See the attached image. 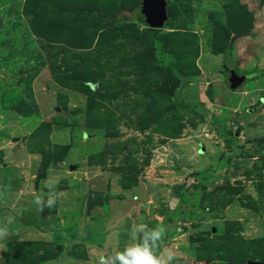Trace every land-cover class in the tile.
<instances>
[{
  "label": "rangeland",
  "instance_id": "374dc122",
  "mask_svg": "<svg viewBox=\"0 0 264 264\" xmlns=\"http://www.w3.org/2000/svg\"><path fill=\"white\" fill-rule=\"evenodd\" d=\"M165 2L151 32L138 0H0V264H55L62 245L16 230L73 229L81 178L85 206L142 178L173 264H264V0ZM41 192L55 205L20 220ZM85 247L65 251L97 264Z\"/></svg>",
  "mask_w": 264,
  "mask_h": 264
},
{
  "label": "crops",
  "instance_id": "0c3cea01",
  "mask_svg": "<svg viewBox=\"0 0 264 264\" xmlns=\"http://www.w3.org/2000/svg\"><path fill=\"white\" fill-rule=\"evenodd\" d=\"M148 168L151 169V167ZM149 170H146L145 173H148ZM65 182L66 186L64 194L70 196L71 191L73 190V181L70 178H67ZM74 184L77 186V188L74 189L76 203L74 212L76 213H70L73 210L68 209V207L71 206L70 199L64 198L63 205H60V208L63 210L61 217L65 221H67L69 216L73 218V221L71 219L69 220V223L74 224L73 229L65 231L55 228L46 229L41 232L37 229L34 231L33 227L20 225L21 227L16 230V235L19 237L17 239H27L26 236H31L42 239L45 238L62 245L64 249L63 253L54 259L55 264H70L72 262L71 260L75 261V264H80L79 262L85 263V261H81L77 258H71L66 253L65 250L67 246L73 244V242L77 243L80 241L86 246V252L87 250L89 252L93 250L96 255L94 258H97L101 254L114 253L119 246H125L129 239L128 232L133 223H144L149 227H155L161 222L167 225V220H165V215L167 214L166 211L156 213L152 207L155 205L158 206V203H150L151 201L148 202L152 197L149 195V188L146 186L147 184L142 178H140L136 184L129 187H122L112 183L109 184L106 191L108 198L105 201L104 206L99 203L90 206L84 205L87 195L84 188L89 186L86 178H81L80 182L74 181ZM95 190L98 191L101 189L96 188ZM33 200H31L29 206L25 205L20 208V220H26L28 222L27 219H33L31 222H36L34 220V212L27 211L30 209V206L31 209L34 207L35 204L33 203ZM8 214L0 215V218L9 220L10 217H12V214ZM61 217L59 218L62 219ZM180 234L181 232H175L172 236L166 235L162 247L171 248L167 245V241ZM89 254H86L87 258L90 256ZM94 258H91L90 261L93 262Z\"/></svg>",
  "mask_w": 264,
  "mask_h": 264
},
{
  "label": "clouds",
  "instance_id": "9594fccd",
  "mask_svg": "<svg viewBox=\"0 0 264 264\" xmlns=\"http://www.w3.org/2000/svg\"><path fill=\"white\" fill-rule=\"evenodd\" d=\"M58 181L45 182V187L54 190ZM58 195L49 194L45 199L43 192L35 196L33 203L39 211L45 207L55 205ZM11 223V222H9ZM168 226L163 222L155 227H149L144 223H133L128 232L129 239L122 250L112 254H101L97 257V264H173L177 253L169 247H162L166 238ZM11 233L8 227H0V240L7 239Z\"/></svg>",
  "mask_w": 264,
  "mask_h": 264
},
{
  "label": "water",
  "instance_id": "95a60500",
  "mask_svg": "<svg viewBox=\"0 0 264 264\" xmlns=\"http://www.w3.org/2000/svg\"><path fill=\"white\" fill-rule=\"evenodd\" d=\"M138 17L149 28H161L167 19L165 0H138ZM227 87L230 90L237 88L245 81V74L237 73L235 70L227 74Z\"/></svg>",
  "mask_w": 264,
  "mask_h": 264
},
{
  "label": "trees",
  "instance_id": "16d2710c",
  "mask_svg": "<svg viewBox=\"0 0 264 264\" xmlns=\"http://www.w3.org/2000/svg\"><path fill=\"white\" fill-rule=\"evenodd\" d=\"M96 15V14H95ZM103 18L102 17H99L98 18V20H102ZM151 32H153L154 30H155V28H150L149 29ZM264 138V134L262 135V136H260V137H258L257 138V140H262ZM47 168V162H40L39 163V166H38V169H37V172H38V174H37V179H39V178H41V177H44V174H42V175H40V171H42V172H45V169ZM174 193V192H173ZM50 257H56V256H54V255H52V256H50Z\"/></svg>",
  "mask_w": 264,
  "mask_h": 264
}]
</instances>
